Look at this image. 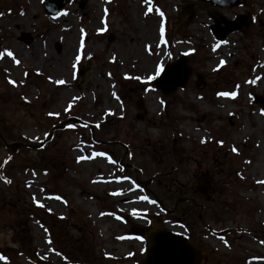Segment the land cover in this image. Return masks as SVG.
<instances>
[{
    "label": "rangeland",
    "instance_id": "rangeland-1",
    "mask_svg": "<svg viewBox=\"0 0 264 264\" xmlns=\"http://www.w3.org/2000/svg\"><path fill=\"white\" fill-rule=\"evenodd\" d=\"M243 1L51 15L0 0V52L19 61L0 58V264H142L135 224L186 236L201 264H264V0ZM210 14L247 24L219 41ZM180 55L189 78L164 94L154 81Z\"/></svg>",
    "mask_w": 264,
    "mask_h": 264
},
{
    "label": "water",
    "instance_id": "water-1",
    "mask_svg": "<svg viewBox=\"0 0 264 264\" xmlns=\"http://www.w3.org/2000/svg\"><path fill=\"white\" fill-rule=\"evenodd\" d=\"M68 0H43L45 9L52 15L59 14L63 11V8ZM211 3L213 6L220 7H233L243 3V0H204ZM183 12L186 11V7L183 8ZM194 11L190 10L189 20L192 19ZM215 24L211 26V29L215 33V36L219 40H223L228 33L241 30L245 22V16H237L234 20H227L221 17L220 20L213 14ZM220 21L225 23L224 27H221ZM29 42V35H24L22 38ZM87 67L81 70V75H84ZM190 68L187 65L186 55H181L176 61L170 64H166L161 71L159 77L155 80V85L158 89H161L165 94H171L179 86H184L189 78ZM253 99L258 102L262 109H264V96L253 94ZM137 107L142 109L140 101L136 102ZM69 121L78 122V118H69L65 123ZM20 142L7 144L11 148L15 149L20 146ZM130 232L133 236L145 238L149 246L146 248V257L142 264H201L203 259L202 248L191 244L186 236L176 234L172 231H168L161 227L151 229V226H140L135 224Z\"/></svg>",
    "mask_w": 264,
    "mask_h": 264
},
{
    "label": "snow or ice",
    "instance_id": "snow-or-ice-1",
    "mask_svg": "<svg viewBox=\"0 0 264 264\" xmlns=\"http://www.w3.org/2000/svg\"><path fill=\"white\" fill-rule=\"evenodd\" d=\"M146 3H150V0H145ZM5 55H7L8 57L12 58L14 60L15 63L19 64V61L15 59L14 54L10 51V50H5L0 52V58H3ZM77 59H79V56L77 57ZM221 63H224L223 61H221ZM160 68L158 67L156 69L157 73L160 72ZM254 82V81H253ZM9 83H13V81L9 80ZM58 83H64L63 81H58ZM219 95L222 96H228L230 95L229 93H219ZM232 96H235V93H231ZM51 115V114H50ZM233 151L235 152L236 149L234 148ZM94 155H98V156H102L104 155L103 153H95ZM10 183V181H7ZM261 183H264V181H260ZM57 199H59V197H57ZM154 203V202H153ZM42 206V205H41ZM0 259H3V257H0Z\"/></svg>",
    "mask_w": 264,
    "mask_h": 264
},
{
    "label": "bare ground",
    "instance_id": "bare-ground-1",
    "mask_svg": "<svg viewBox=\"0 0 264 264\" xmlns=\"http://www.w3.org/2000/svg\"><path fill=\"white\" fill-rule=\"evenodd\" d=\"M133 51V48L131 47L130 48V52H132ZM86 155H85V153H84V157H85ZM87 157V156H86ZM99 169H100V166L98 167ZM209 181V179H208V177H205L204 178V182H203V184L204 185H206V183ZM119 195H121L123 198H121L123 201H125V202H128V203H131L130 201H132V197H130V195L129 194H127L126 193V195H123V193H122V191L121 192H119ZM136 213H140V211H138V210H136L135 211ZM154 226H151V229L153 230L154 228H153ZM155 228H156V226H155Z\"/></svg>",
    "mask_w": 264,
    "mask_h": 264
},
{
    "label": "trees",
    "instance_id": "trees-1",
    "mask_svg": "<svg viewBox=\"0 0 264 264\" xmlns=\"http://www.w3.org/2000/svg\"><path fill=\"white\" fill-rule=\"evenodd\" d=\"M12 227H14V229H16L15 226L12 225Z\"/></svg>",
    "mask_w": 264,
    "mask_h": 264
}]
</instances>
